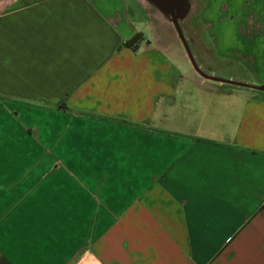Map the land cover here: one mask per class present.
<instances>
[{
    "label": "crops",
    "instance_id": "obj_1",
    "mask_svg": "<svg viewBox=\"0 0 264 264\" xmlns=\"http://www.w3.org/2000/svg\"><path fill=\"white\" fill-rule=\"evenodd\" d=\"M150 22L0 0V264H264V91L201 77ZM199 24L202 72L264 86V0Z\"/></svg>",
    "mask_w": 264,
    "mask_h": 264
},
{
    "label": "rangeland",
    "instance_id": "obj_2",
    "mask_svg": "<svg viewBox=\"0 0 264 264\" xmlns=\"http://www.w3.org/2000/svg\"><path fill=\"white\" fill-rule=\"evenodd\" d=\"M218 2L219 0H215ZM144 3V6L151 18V24L153 27V30L159 31V32H165L168 36H170L174 40L177 41V46L182 47V44L180 43L175 28L173 24L170 22V19H162L159 11H158V0H142ZM206 0H184V7L185 12L183 15H181L179 21L180 28L183 32V35L187 34L190 29L194 28H200L201 25L199 24V16L201 7L204 6ZM134 10V8L132 7ZM185 37V36H184ZM186 39V37H185ZM187 44H190L188 42V39H186ZM2 154L5 157H11V156H18L19 155V149H4L2 150ZM39 156L41 155V152L39 151Z\"/></svg>",
    "mask_w": 264,
    "mask_h": 264
},
{
    "label": "water",
    "instance_id": "obj_3",
    "mask_svg": "<svg viewBox=\"0 0 264 264\" xmlns=\"http://www.w3.org/2000/svg\"><path fill=\"white\" fill-rule=\"evenodd\" d=\"M158 11L159 13H163L166 16L169 17L170 22L173 24L177 37L180 40L181 44L184 47V50L193 66V68L195 69V71L204 78L207 79H212V80H216V81H221V82H226V83H230V84H235V85H239V86H243V87H248V88H253L256 90H260V91H264V86H252V85H247V84H243V83H239V82H235V81H229V80H225V79H220V78H216V77H212L209 75H206L204 72L201 71V69L197 66V64L195 63L189 46L186 42V39L183 35V32L180 28L179 25V19L181 17V15L184 14L185 12V7H184V0H158Z\"/></svg>",
    "mask_w": 264,
    "mask_h": 264
},
{
    "label": "trees",
    "instance_id": "obj_4",
    "mask_svg": "<svg viewBox=\"0 0 264 264\" xmlns=\"http://www.w3.org/2000/svg\"><path fill=\"white\" fill-rule=\"evenodd\" d=\"M139 40V35L132 38L130 41L127 42L129 46H133Z\"/></svg>",
    "mask_w": 264,
    "mask_h": 264
},
{
    "label": "bare ground",
    "instance_id": "obj_5",
    "mask_svg": "<svg viewBox=\"0 0 264 264\" xmlns=\"http://www.w3.org/2000/svg\"><path fill=\"white\" fill-rule=\"evenodd\" d=\"M159 14H160V16H161L162 19H167V16L165 14H163L161 12Z\"/></svg>",
    "mask_w": 264,
    "mask_h": 264
},
{
    "label": "flooded vegetation",
    "instance_id": "obj_6",
    "mask_svg": "<svg viewBox=\"0 0 264 264\" xmlns=\"http://www.w3.org/2000/svg\"><path fill=\"white\" fill-rule=\"evenodd\" d=\"M148 1V0H147ZM167 18H169L168 16H167Z\"/></svg>",
    "mask_w": 264,
    "mask_h": 264
}]
</instances>
